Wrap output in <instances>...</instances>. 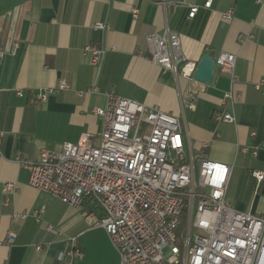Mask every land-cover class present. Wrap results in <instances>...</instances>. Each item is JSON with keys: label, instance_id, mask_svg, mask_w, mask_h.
I'll return each instance as SVG.
<instances>
[{"label": "crops", "instance_id": "crops-1", "mask_svg": "<svg viewBox=\"0 0 264 264\" xmlns=\"http://www.w3.org/2000/svg\"><path fill=\"white\" fill-rule=\"evenodd\" d=\"M166 1L175 9L152 0H0V264H120L106 231L90 228L82 216L88 210L100 217L98 206L86 201L77 209L36 190L29 171L16 161L18 155L37 161L41 151H57L83 135L97 144L101 125L94 111L106 107L111 91L180 118L188 150L198 154L208 144L207 159L232 167L226 192L232 208L264 217V183L252 175L264 172V93L255 88L264 81V0ZM208 1L211 7L205 8ZM193 6L199 10L190 19ZM133 8L139 11L137 19ZM229 10L233 18L224 21ZM98 22L109 30H94ZM167 28L178 34L184 56L197 66L204 55H235L238 82L232 85L217 70L208 85L154 65L147 56V37ZM91 43L108 49L100 68L83 52ZM61 81L68 89L55 91ZM92 88L97 92L86 93ZM47 90L53 91L43 102L39 95ZM231 90L238 98L224 107ZM191 94L193 109L184 102ZM221 111L231 113L235 122L216 123L214 115ZM242 147L257 148L258 155L245 154ZM6 184L14 190L4 206ZM15 213L28 217L15 218ZM48 226L62 235L47 233ZM11 236L13 244L8 243ZM71 237L83 250L74 261L65 255Z\"/></svg>", "mask_w": 264, "mask_h": 264}, {"label": "built area", "instance_id": "built-area-1", "mask_svg": "<svg viewBox=\"0 0 264 264\" xmlns=\"http://www.w3.org/2000/svg\"><path fill=\"white\" fill-rule=\"evenodd\" d=\"M152 1L169 10L176 6L166 0ZM211 4L208 1L204 7ZM198 10L191 7L189 18L193 19ZM138 13V9H132L134 19ZM233 14L229 10L222 19L230 21ZM109 28L105 22L93 26L96 31ZM16 48L15 43L12 54ZM83 52L92 66L100 68L108 49L91 43ZM147 56L163 71L194 80L197 64L186 59L178 34L170 29L147 37ZM2 58L0 51V62ZM235 67V55L218 54L216 68L230 77L232 85L238 82ZM255 88L264 93V81L256 83ZM66 89L68 84L61 81L55 91ZM52 91L39 95L40 100L44 102ZM96 92L92 88L86 93ZM236 98L233 90L227 92L223 106ZM184 102L193 109L195 95H186ZM94 113L101 125L97 144L93 136L83 135L78 143L66 142L57 151H41L37 161L25 155L16 157L17 163L29 171L33 188L77 209H82L86 201L98 206L100 217L88 210H83L82 216L90 228L106 231L120 264H264V217L232 208L226 199L232 167L207 159L208 144H203L198 154L188 150L184 138L187 131L180 118L122 98L114 91L107 95L106 107ZM214 121L232 124L235 118L221 111L214 115ZM1 146L2 135L0 154ZM240 150L258 155L257 148ZM252 175L259 184L264 183V172L254 171ZM13 190L12 184L4 185V206L9 204L8 195ZM13 216L28 217L27 213ZM33 217L38 220V212ZM46 231L62 235L53 226ZM14 242L11 236L8 243ZM66 243L68 260L83 257L77 237L68 238Z\"/></svg>", "mask_w": 264, "mask_h": 264}, {"label": "water", "instance_id": "water-1", "mask_svg": "<svg viewBox=\"0 0 264 264\" xmlns=\"http://www.w3.org/2000/svg\"><path fill=\"white\" fill-rule=\"evenodd\" d=\"M216 73V59L211 55H204L197 66L194 79L209 85L213 82Z\"/></svg>", "mask_w": 264, "mask_h": 264}, {"label": "rangeland", "instance_id": "rangeland-1", "mask_svg": "<svg viewBox=\"0 0 264 264\" xmlns=\"http://www.w3.org/2000/svg\"><path fill=\"white\" fill-rule=\"evenodd\" d=\"M168 252H169V251H168V249H166V250H165V254L167 255V254H168Z\"/></svg>", "mask_w": 264, "mask_h": 264}, {"label": "trees", "instance_id": "trees-1", "mask_svg": "<svg viewBox=\"0 0 264 264\" xmlns=\"http://www.w3.org/2000/svg\"><path fill=\"white\" fill-rule=\"evenodd\" d=\"M182 230V229H181Z\"/></svg>", "mask_w": 264, "mask_h": 264}]
</instances>
